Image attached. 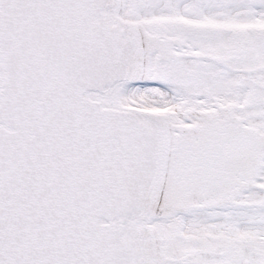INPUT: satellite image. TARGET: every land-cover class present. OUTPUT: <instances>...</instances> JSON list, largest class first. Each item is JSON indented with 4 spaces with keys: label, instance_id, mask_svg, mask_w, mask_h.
Listing matches in <instances>:
<instances>
[{
    "label": "snow or ice",
    "instance_id": "6c2138e0",
    "mask_svg": "<svg viewBox=\"0 0 264 264\" xmlns=\"http://www.w3.org/2000/svg\"><path fill=\"white\" fill-rule=\"evenodd\" d=\"M0 264H264V0H0Z\"/></svg>",
    "mask_w": 264,
    "mask_h": 264
}]
</instances>
